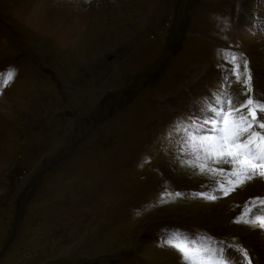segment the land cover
Wrapping results in <instances>:
<instances>
[{
	"label": "rangeland",
	"instance_id": "1",
	"mask_svg": "<svg viewBox=\"0 0 264 264\" xmlns=\"http://www.w3.org/2000/svg\"><path fill=\"white\" fill-rule=\"evenodd\" d=\"M93 3L59 12L44 2L43 18L81 26L62 47L0 0V73L15 72L0 84V264H184L165 229L264 264V230L236 222L264 191L252 180L222 195L223 177L181 164L191 157L173 131L207 115L202 100L230 75L229 51L264 94V0Z\"/></svg>",
	"mask_w": 264,
	"mask_h": 264
},
{
	"label": "snow or ice",
	"instance_id": "2",
	"mask_svg": "<svg viewBox=\"0 0 264 264\" xmlns=\"http://www.w3.org/2000/svg\"><path fill=\"white\" fill-rule=\"evenodd\" d=\"M225 59L232 64L228 70L230 75L215 94L202 100L201 107L207 115L179 120L173 128L183 137L179 153L191 157L182 159L181 164L197 168L201 173L207 171L223 177L216 190L222 195H228L236 187L253 179L264 182V94L254 95L246 57L229 51ZM14 76V70L0 73V84L6 87ZM232 79L243 83L244 91L230 92L229 81ZM224 166L229 168L227 172ZM171 195L165 192L160 202H167L165 198ZM199 195L217 199L215 191L211 195ZM236 222L253 224L264 230V197L258 196L248 201ZM163 243L178 251L184 264H232L233 258L229 254L232 250L241 253L245 264H252L247 249L237 246L228 249L200 233L165 229Z\"/></svg>",
	"mask_w": 264,
	"mask_h": 264
},
{
	"label": "bare ground",
	"instance_id": "3",
	"mask_svg": "<svg viewBox=\"0 0 264 264\" xmlns=\"http://www.w3.org/2000/svg\"><path fill=\"white\" fill-rule=\"evenodd\" d=\"M8 1L12 3L11 11H9L10 13H12L17 18L25 22H28L29 26L33 27L35 25H38L39 23L40 26L42 27L40 31H42L43 29H47L49 27L51 33H54L57 35V38L55 39L60 44V46L62 45V47H64V45H68L69 43L73 42V40L71 39L70 33H74V32L76 33L77 31L80 30L81 26L78 23H75L72 21L69 22V20H67L62 14L57 15V14L48 13L47 17L44 16L43 18L42 17L43 9H40V8L43 6L44 2L51 4V6H53V8L59 12H70L69 7L71 6V4H76V6L72 7L71 9L85 10L88 8L92 9L94 7L93 0H89V2L87 3L85 2V0H8ZM149 1L150 0H148V2ZM53 20L54 22L61 20L64 23L62 24L59 23L55 26L52 24ZM80 23H82V20L80 21ZM69 31L70 33H68ZM257 96H260V95L257 94ZM2 105L3 103H0V107ZM253 180H254L253 183L257 185L258 189L261 192L264 191V182L258 179H253Z\"/></svg>",
	"mask_w": 264,
	"mask_h": 264
}]
</instances>
